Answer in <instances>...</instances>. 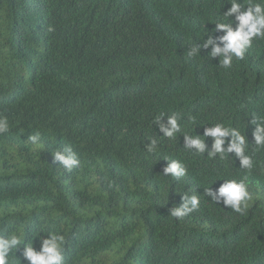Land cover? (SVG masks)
I'll list each match as a JSON object with an SVG mask.
<instances>
[{
	"label": "trees",
	"instance_id": "obj_1",
	"mask_svg": "<svg viewBox=\"0 0 264 264\" xmlns=\"http://www.w3.org/2000/svg\"><path fill=\"white\" fill-rule=\"evenodd\" d=\"M230 2L0 0V116L9 122L0 235L22 232L37 250L41 237L62 235L65 264H264V147L251 123L264 116V39L228 69L203 47L209 36L223 47L216 23ZM161 112L182 117L189 135L237 128L251 172L234 153L208 159L212 137L203 154L184 148L180 133L162 137L153 124ZM36 133L39 146L28 139ZM65 147L81 162L71 171L54 161ZM164 158L187 175L164 176ZM245 176L252 199L243 213L204 195ZM184 193L200 195V207L177 219L170 210ZM15 255L25 264L23 244L12 253L20 264Z\"/></svg>",
	"mask_w": 264,
	"mask_h": 264
},
{
	"label": "clouds",
	"instance_id": "obj_2",
	"mask_svg": "<svg viewBox=\"0 0 264 264\" xmlns=\"http://www.w3.org/2000/svg\"><path fill=\"white\" fill-rule=\"evenodd\" d=\"M231 7L223 13V20L216 23V30L223 31L225 34L219 37L223 47L214 45L211 36L205 41L203 47L208 48L212 45L211 57H219V66L225 69L231 68L233 59H243L247 50L252 46L256 39H264V0H231ZM234 16V21L230 20ZM235 23V28L233 27ZM51 30V29H50ZM199 46H191L187 49L188 57L199 55ZM167 114L166 122L163 119ZM178 114H168L161 112L157 115L153 124H155L162 137L174 138L178 133L184 137V148L203 154L206 150V138L212 137L214 143L212 150L208 152V159L223 160L229 153H234L239 159V168L251 172L254 161L252 156L247 154L249 142L245 134H242L237 128L225 127L221 123L213 127L205 128L203 135H189L182 133ZM251 123L255 125L253 132L254 144L257 148L264 147V116H255ZM9 131V122L6 117L0 116V134ZM231 137L229 146L224 149L225 143L223 138ZM32 144L38 145L40 134L36 133L28 137ZM145 144V150L154 154L158 148V141L154 138L148 139ZM54 161L62 165L66 170L71 171L80 166V159L71 147H65L63 151H57L53 154ZM167 166L163 169L164 176L182 178L187 175L188 168L178 160L164 158ZM204 195L210 196L211 201L215 204H222L224 208H230L237 213H243L252 199L247 183V176L243 179L224 180L217 192L211 188L204 189ZM201 198L197 194L182 195V203L178 207L170 210V215L177 219H182L191 213L197 211L200 207ZM23 244V258L25 264H65L63 255L64 237L56 233H49L46 237L40 238V248L37 250L32 242L25 243L23 233H11L7 236L0 235V264H15L12 253H16L19 246ZM21 264V261L16 257Z\"/></svg>",
	"mask_w": 264,
	"mask_h": 264
}]
</instances>
